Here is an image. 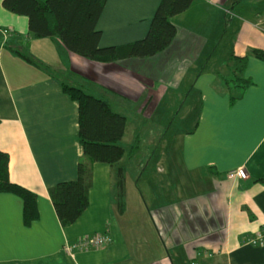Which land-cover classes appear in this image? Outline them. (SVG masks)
Instances as JSON below:
<instances>
[{
    "label": "crops",
    "instance_id": "obj_1",
    "mask_svg": "<svg viewBox=\"0 0 264 264\" xmlns=\"http://www.w3.org/2000/svg\"><path fill=\"white\" fill-rule=\"evenodd\" d=\"M161 1L109 0L98 23L100 47L143 40ZM2 3L1 45L28 51L115 111L131 106L135 125L154 118L169 93L183 90L196 100L184 117L195 114L190 129L176 132L170 144L168 133L161 132V188L157 197L148 187L144 200L137 195L145 207L135 204L138 230L135 220H124L132 175L127 157L114 167L93 166L89 207L64 228L49 191L77 179L83 158L79 106L57 79L0 46V153L9 157L11 182L35 194L39 210V220L25 226L22 199L0 194V264H264V241L249 243L264 236V62L251 55L264 51V0H194L171 19L177 35L166 51L114 63L93 62L51 39H35L27 18L9 13ZM233 56L249 57L243 78L252 85L243 95L227 83ZM120 167L126 178L123 213L115 196ZM239 168L249 179L229 180ZM138 169L132 182L146 174ZM103 234L111 242L102 249L74 256L64 251L69 243Z\"/></svg>",
    "mask_w": 264,
    "mask_h": 264
},
{
    "label": "trees",
    "instance_id": "obj_2",
    "mask_svg": "<svg viewBox=\"0 0 264 264\" xmlns=\"http://www.w3.org/2000/svg\"><path fill=\"white\" fill-rule=\"evenodd\" d=\"M109 0H3V8L11 14L28 20L29 33L39 40L51 39L61 44L67 52L81 58L114 63L131 59H147L166 51L175 40L177 28L171 19L186 12L194 0H162L147 36L122 47H100L102 33L99 20ZM7 35V31L3 32ZM15 55L46 75L57 79L62 90L79 106V142L83 158L78 165L77 179L57 184L49 191L56 215L62 227H70L89 207V193L93 186V166L96 163L111 167L125 157L131 159L140 150V136L130 149L120 143L125 137L128 118L117 113L105 100L87 94L78 86L67 84L57 72L28 51L14 50ZM251 55L264 62V51L254 50ZM249 57H232L228 85L245 94L252 85L243 78ZM234 101V99H233ZM249 179V178H248ZM247 179V180H248ZM264 183V179L261 181ZM125 170H117L116 198L119 213L125 211ZM10 193L23 201V222L30 226L39 220L38 198L29 190L13 184L9 176V157L0 153V194Z\"/></svg>",
    "mask_w": 264,
    "mask_h": 264
},
{
    "label": "rangeland",
    "instance_id": "obj_3",
    "mask_svg": "<svg viewBox=\"0 0 264 264\" xmlns=\"http://www.w3.org/2000/svg\"><path fill=\"white\" fill-rule=\"evenodd\" d=\"M199 71H201V69H199ZM60 74L63 81H65L69 85L75 86V83H73L72 81L73 78H70L69 75L62 72ZM187 95L189 96L190 94H185L183 90L169 93L168 100L163 105V107L158 110L156 116L150 119L147 117V121L144 122V124L141 126L138 122L136 123V125L134 124V118H137L135 116L136 110L133 109L131 106L127 107V109L125 110H117L118 112L121 111L120 113L124 114V116L128 118L127 132L124 140L120 143L123 148H131L130 144L132 143L135 136V128L137 126L141 127V130L138 133L142 142V144L140 145V151H138L139 154H135V156L131 158L134 160L130 161L129 159V165L131 166L130 168L132 171V175L130 173V176H127V196L125 201L127 202L130 209L127 215L124 217L125 222L130 223L134 222L135 220L134 224L137 230L139 229V224L141 223H139L135 219L136 216H140L138 215L140 212L138 213L135 210L137 208L135 204H139L143 209H145V207L141 203L142 200L139 201L137 199V195L139 194L140 197H142L144 200V193L146 192L145 187H148L147 191L150 189L152 191L151 195H155L157 197V193L160 191L161 188L159 185V176L157 174V167L159 166L158 161L160 158L158 157V151L163 148V145L160 146L161 132L168 133L167 141H169L168 143L170 144L171 139H173L172 136H174L176 132H181L190 129L195 122V114H193L188 120H185L184 118L185 115L191 114V111L193 110L191 107L193 105V102L196 100L195 95H190V98L187 100ZM138 121H140V123L141 121L143 122V120L140 118ZM163 144L165 143L163 142ZM138 165L141 166L140 169H138ZM137 169L139 175L144 171H146V174L140 182H132V177L135 175V173H137ZM147 184L150 185L147 186Z\"/></svg>",
    "mask_w": 264,
    "mask_h": 264
},
{
    "label": "built area",
    "instance_id": "obj_4",
    "mask_svg": "<svg viewBox=\"0 0 264 264\" xmlns=\"http://www.w3.org/2000/svg\"><path fill=\"white\" fill-rule=\"evenodd\" d=\"M228 179L231 181L236 180H247L249 178L248 172L245 168L236 169L228 174ZM264 236L262 234L257 235L255 238L250 240V244L254 246L262 245ZM111 242V238L106 235H94L88 236L74 242L67 244L64 251L69 256H74L77 252L99 250L106 247Z\"/></svg>",
    "mask_w": 264,
    "mask_h": 264
}]
</instances>
